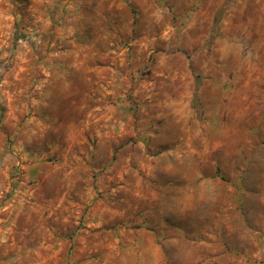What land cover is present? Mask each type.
Listing matches in <instances>:
<instances>
[{
	"label": "rangeland",
	"instance_id": "obj_1",
	"mask_svg": "<svg viewBox=\"0 0 264 264\" xmlns=\"http://www.w3.org/2000/svg\"><path fill=\"white\" fill-rule=\"evenodd\" d=\"M245 258L264 0H0V264Z\"/></svg>",
	"mask_w": 264,
	"mask_h": 264
},
{
	"label": "crops",
	"instance_id": "obj_2",
	"mask_svg": "<svg viewBox=\"0 0 264 264\" xmlns=\"http://www.w3.org/2000/svg\"><path fill=\"white\" fill-rule=\"evenodd\" d=\"M178 200H179V202H180V204L182 203V196L180 195V196H178ZM148 244V243H147ZM148 245H149V247H148ZM148 245H146V242H142V243H140L139 245H138V248H137V252H136V254H139V255H151V254H153V251L151 250L152 248H151V244H148ZM156 248V247H155ZM158 248V247H157ZM161 248V247H160ZM160 248H158V249H160ZM161 250V249H160ZM158 252H160V251H158ZM165 252V251H164ZM164 254H166V253H164ZM242 264H253V262H251V261H247V259L245 258V260L244 261H242Z\"/></svg>",
	"mask_w": 264,
	"mask_h": 264
}]
</instances>
